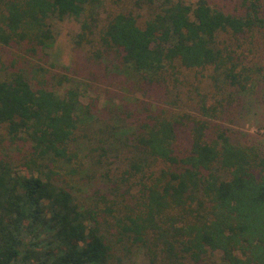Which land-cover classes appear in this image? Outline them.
Masks as SVG:
<instances>
[{
  "label": "trees",
  "instance_id": "1",
  "mask_svg": "<svg viewBox=\"0 0 264 264\" xmlns=\"http://www.w3.org/2000/svg\"><path fill=\"white\" fill-rule=\"evenodd\" d=\"M260 51L264 0H0V264H264L262 142L227 126Z\"/></svg>",
  "mask_w": 264,
  "mask_h": 264
},
{
  "label": "rangeland",
  "instance_id": "2",
  "mask_svg": "<svg viewBox=\"0 0 264 264\" xmlns=\"http://www.w3.org/2000/svg\"><path fill=\"white\" fill-rule=\"evenodd\" d=\"M54 35L56 38L55 44L52 49H50V62H53L56 65V70L58 72H62L61 68L64 69L71 77L79 78L86 80L82 76H75L73 70V59L76 57L74 51L72 50V44L70 42V34L78 30V25L71 20H65L62 22H57L53 26ZM254 62H259L260 64H264V53L262 51L259 52V59L256 58ZM60 69V71H59ZM189 80L192 81V77H189ZM89 84L92 85V90L88 93L90 97H94L96 95L95 92V84L86 80ZM203 85H205L203 83ZM101 92L99 95V103L97 106V110L95 114L101 111L104 99L101 95L103 92V88L101 87ZM110 98H113L115 102L119 103L120 101H124L127 104H137L140 100L147 101L152 103V105H156L153 107H165L167 106L166 102L169 104L170 102H175L178 99L176 98V93L172 91L170 95V99H164L160 92L157 90H153L149 92L150 99H144L143 92L137 91L136 93H128L119 91L116 85H113L108 91ZM187 89L181 87V96L175 105L176 109L179 110H193L192 101L188 100L186 96ZM250 94H246V98L237 102L231 108L229 120L227 126L232 129L234 132L233 136L236 138L244 139V135L248 140L254 137L256 140L262 142V149L264 150V80L261 81L257 88H253ZM87 95V94H86ZM166 101V102H165ZM171 107V106H169ZM141 258V259H140ZM138 259H134L132 264H147L146 260L142 257Z\"/></svg>",
  "mask_w": 264,
  "mask_h": 264
}]
</instances>
